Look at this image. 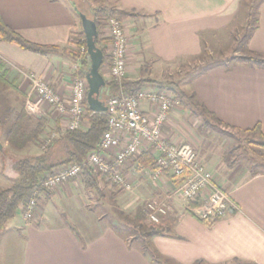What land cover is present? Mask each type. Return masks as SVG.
<instances>
[{
  "label": "crops",
  "instance_id": "1",
  "mask_svg": "<svg viewBox=\"0 0 264 264\" xmlns=\"http://www.w3.org/2000/svg\"><path fill=\"white\" fill-rule=\"evenodd\" d=\"M103 1L107 6L141 14L123 20L130 46L126 80L137 81L152 79L148 77L152 73L144 67L150 53L163 62L198 56L205 49L199 34L212 37L228 28L239 16L242 0ZM0 18L24 40L59 48H68L77 25L76 14L65 0H0ZM246 49L264 54V0L258 5L257 29ZM0 61L5 66L6 80L16 87L25 109L34 98L32 78L46 82L67 99L77 73L73 70L75 63L61 54L39 56L1 40ZM100 72L104 80L110 81L108 70L101 68ZM187 87L186 93L223 125L249 130L259 124L264 132V69L213 65L191 76ZM27 115L34 120L44 119V132L54 130L58 136L64 133V122L52 108L42 106ZM198 125V117L179 106L169 113L162 134L175 144L197 145L202 129ZM37 145L31 144L19 154L37 155ZM198 158L237 207L228 217L209 225L200 222L189 211L190 204L177 193L165 194L169 177L156 182L149 176L142 178L141 173L148 171L139 166L138 160L129 161L121 169L133 185L129 205L138 207L136 213L140 215L136 216H141L146 225L152 224L145 220L142 202L169 205L167 216L156 225L162 233L148 239L150 251L156 252L161 264H264V173L240 180L233 165L222 162L220 154ZM84 195L81 180H71L38 203L39 222L18 220L21 241L17 264H157L150 252L132 243L136 229L129 221L108 223L98 218L85 209Z\"/></svg>",
  "mask_w": 264,
  "mask_h": 264
},
{
  "label": "built area",
  "instance_id": "2",
  "mask_svg": "<svg viewBox=\"0 0 264 264\" xmlns=\"http://www.w3.org/2000/svg\"><path fill=\"white\" fill-rule=\"evenodd\" d=\"M125 23L113 18L100 22L107 39L110 80L120 81L127 75L130 46ZM80 52H83L82 48ZM73 70H77V64L73 65ZM32 86L34 98L26 103L28 112L33 113L39 107L47 106L64 122V132L86 127L88 85L85 77L72 80L67 99L40 79L32 78ZM105 98L106 129L97 150L87 156L83 165L60 166L46 176L35 197L21 212L24 221H33L38 200L45 198L48 192L71 180H81L83 166L89 167L106 185L131 191L132 182L121 169L129 161L138 160L143 152L150 154L155 165L153 170H147V175L154 182L169 177L170 181L164 186L165 194L177 193L191 205L189 211L203 224H212L237 210L229 194L214 183L212 173L199 160L195 149L189 144H175L163 136L162 128L169 113L179 107V101L170 92L144 87L135 93ZM57 137L58 133L54 130L44 132L40 150L44 152ZM168 212L166 202L144 203L143 213L149 224L159 225Z\"/></svg>",
  "mask_w": 264,
  "mask_h": 264
},
{
  "label": "trees",
  "instance_id": "3",
  "mask_svg": "<svg viewBox=\"0 0 264 264\" xmlns=\"http://www.w3.org/2000/svg\"><path fill=\"white\" fill-rule=\"evenodd\" d=\"M261 1L262 0H258L254 7V17H251L252 6L247 5L248 14L245 28L248 32L244 36V40H242V42L240 41L242 47L239 53L241 55L235 54L221 61L205 64V66L199 68L196 74L203 73L213 65H217L224 69H229L235 65H244L251 68L264 69V54L254 53L246 49V45L249 42L252 33L257 29L258 5ZM70 5L77 17V13H82L95 22L98 32L96 46L101 49L103 53V64L101 68L106 65H110L109 58L106 56V48L104 47V44L107 43V39L102 36L100 22L109 18L123 21L138 18L141 14L135 11H126L100 3L91 9L89 15L77 9L74 3L70 2ZM243 6H245V4L242 0L241 7ZM0 40L5 43L14 44L23 51L31 52L39 56H47L54 53L61 54L71 62L77 64L76 78L85 77L89 67V61L86 55L85 38L82 30L79 32H73L68 40V44H72L83 49L81 54L70 51L66 48H59L57 46H41L30 43L15 32L11 31L2 22L1 18ZM202 53L205 55L206 50ZM4 67V64L0 61V85L4 88H9L14 92H17L16 87L6 80V71ZM144 87L155 88L159 91H168L175 100L179 101V106L188 110L194 117L204 118L205 116L207 119H210L215 124L221 125L225 129L242 133L245 137L241 141V148L243 152L249 156L247 160L253 164L252 168L249 167V176L253 177L258 173H264V171L257 172L253 168L258 165L255 163L256 161H264V132L259 124L249 130H239L225 126L203 106L198 104L193 99L192 95H188L174 83L158 82L154 80L129 81L126 80V78L120 81L110 80L106 81L103 94L105 97L110 95L121 96L135 93ZM86 110L87 114L84 118L86 125L85 128L74 131H66L53 140L44 152L30 156L19 155L14 159L12 164H10L9 168L12 167L11 169L13 172V175L10 178L11 184L9 187L0 190V231L3 226L9 222V220L14 219L19 212L21 213L26 209L29 201L35 197V193L38 192L42 181L46 176L50 175L54 169L67 164L83 165L87 156L91 152L97 150L100 139L106 129V116L104 113H93L89 111L87 106ZM16 115L17 116L13 122L6 128H4V125L8 116L7 114L2 116L0 119V133L4 131V142L11 150L16 151L19 154L29 145L38 143L42 140H40V137L44 132L46 121L44 119H38L35 120L34 125L27 127L25 122L29 119L24 109H21ZM207 119L204 118L205 124H209ZM138 164L144 169L150 171L153 170L155 166L153 158L147 152L138 160ZM81 182L85 190L94 191L98 194L99 198H103L97 177L87 166H83ZM49 195L50 192H48L45 197L47 198ZM40 201L41 200H38V203ZM129 224H131L133 229H136V232L132 237V243L138 244L143 252H150L154 261L157 264H161L158 261L156 252L154 250L152 252L150 251L148 243V239L162 233L159 230V227L156 225H146L141 216H136L134 220L129 221ZM196 264L203 263L197 262Z\"/></svg>",
  "mask_w": 264,
  "mask_h": 264
},
{
  "label": "rangeland",
  "instance_id": "4",
  "mask_svg": "<svg viewBox=\"0 0 264 264\" xmlns=\"http://www.w3.org/2000/svg\"><path fill=\"white\" fill-rule=\"evenodd\" d=\"M65 1L69 3V5L70 2L74 3L77 9L89 15L92 8L96 7L100 3L103 4L104 2L103 0ZM257 1L258 0H243L245 6L241 7L239 16H237L236 20L221 33H217L212 37H209L206 33L199 34V38L201 39L203 46H205V49L203 48V51L206 50L205 55H203L201 52L198 56H180L170 62H163L158 56L150 53V56H147V63L144 64V67L147 69V72L152 73V75H146V77L148 76L152 78L150 80L157 79L158 81H163L166 83H174L178 86V88L187 92L190 75H195L199 68L205 66V64H210L211 62L215 63L216 61H221L235 54L241 55L239 53L242 47L240 41L242 42V40H244V36L248 32L245 28L248 6H252L251 17H254V7ZM75 20L77 23L75 32H79L81 30L80 20L78 17L75 18ZM100 29L102 36H104L101 24ZM106 45L107 43L104 44L105 48ZM66 49L81 54V48L75 45L70 44ZM106 56L108 57L107 50ZM109 66L110 65L104 66L103 70L107 71ZM141 69H143V66H141ZM105 100L106 98L104 94H102L101 101L104 103ZM21 109H24L26 114H34L38 110L37 109L33 113L28 112L25 109L24 102L16 92L0 85V116L5 114L8 116L4 128L8 127L13 122L17 116L16 114H18ZM204 118L207 119L205 116ZM204 118L198 117V126L202 128L201 131L199 130V134L197 133L198 144L194 145L191 142V146L196 149L198 156L203 154L210 155L211 153H215L217 155L220 154L221 159H223L222 162L225 160L226 162L228 161L233 165V172L238 174V178L240 180H244L249 177V167L252 168L253 164L247 160L249 156L243 152L240 145L242 139L245 136L242 133L225 129L221 125L215 124L210 119H207L209 124H205ZM28 119L29 120H26L25 125L27 127L34 125L35 120L29 117ZM3 132L4 131L0 133V144L2 145V149L0 150V190L10 186V178L12 177L13 172L11 169L12 167H9L14 159L20 155L16 151L11 150L6 145L4 142ZM41 143L42 141H39L37 145L38 154L42 152L40 150ZM255 163L258 164L256 167H253L255 171H264V161L258 160ZM141 175L142 178L148 179L147 173L142 172ZM98 183L103 193V198H99L94 191L85 190L86 195L84 196L86 198L84 197L83 204L87 211H93V213L96 214L98 218H103L108 223L112 221L125 223L127 221L134 220L137 214L140 215V212L136 213V209H138V207L131 208L129 205L130 198L128 195L130 191H128V193L124 191L120 194L121 191L115 186L110 187L103 181H98ZM117 194L119 195L115 196ZM145 202H142L141 207ZM38 215L39 210L37 207V213L32 222H39L37 221ZM21 218L22 217L19 212L17 216L14 219L9 220V222H7L0 231V264H17L18 262V244L19 241H21V232L18 230V226L20 225V222H22V220H20ZM18 220H20V222Z\"/></svg>",
  "mask_w": 264,
  "mask_h": 264
},
{
  "label": "water",
  "instance_id": "5",
  "mask_svg": "<svg viewBox=\"0 0 264 264\" xmlns=\"http://www.w3.org/2000/svg\"><path fill=\"white\" fill-rule=\"evenodd\" d=\"M80 20V26L85 38L86 55L89 61V67L85 74L88 85L86 95V104L88 110L93 113H104L106 108L101 101V96L106 86L100 70L103 64V53L96 46L98 32L95 22L82 13H77ZM2 145L0 144V150Z\"/></svg>",
  "mask_w": 264,
  "mask_h": 264
}]
</instances>
